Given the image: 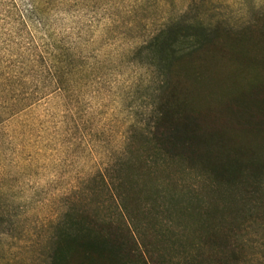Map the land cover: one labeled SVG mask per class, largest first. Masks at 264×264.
Here are the masks:
<instances>
[{
	"label": "rangeland",
	"instance_id": "obj_1",
	"mask_svg": "<svg viewBox=\"0 0 264 264\" xmlns=\"http://www.w3.org/2000/svg\"><path fill=\"white\" fill-rule=\"evenodd\" d=\"M263 26L264 0H0V264H49L71 222L121 218L118 164L145 150L168 89L186 82L202 105L233 89L221 59L194 80L195 50L238 31L264 45ZM161 215L144 229L180 234ZM249 219L235 234L259 256Z\"/></svg>",
	"mask_w": 264,
	"mask_h": 264
},
{
	"label": "trees",
	"instance_id": "obj_2",
	"mask_svg": "<svg viewBox=\"0 0 264 264\" xmlns=\"http://www.w3.org/2000/svg\"><path fill=\"white\" fill-rule=\"evenodd\" d=\"M220 35L195 50L204 66L190 68L199 83L211 59L225 60L231 92L202 105L188 83L170 87L145 150L118 164L121 218L71 222L49 264H253L256 257L264 264V234L257 256L252 234L234 228L254 216L264 227V45L250 31ZM161 213L177 220L180 234L144 229Z\"/></svg>",
	"mask_w": 264,
	"mask_h": 264
}]
</instances>
